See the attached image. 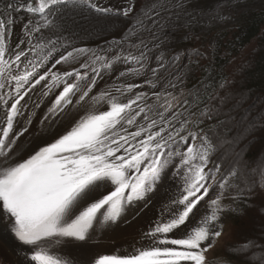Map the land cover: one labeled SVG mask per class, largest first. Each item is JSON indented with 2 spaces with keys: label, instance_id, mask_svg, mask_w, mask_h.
<instances>
[{
  "label": "snow or ice",
  "instance_id": "obj_1",
  "mask_svg": "<svg viewBox=\"0 0 264 264\" xmlns=\"http://www.w3.org/2000/svg\"><path fill=\"white\" fill-rule=\"evenodd\" d=\"M0 2V246L8 245L18 258L11 264H74L61 254L62 247L86 241L96 227L121 218L134 201L155 190L177 157L172 175L182 176L183 186L142 231L148 245L131 254H97L90 264H206V253L223 230L217 224L223 190L238 173L233 169L218 181L219 166L208 167L215 146L211 129L201 125L219 108L204 104L196 116L192 109L204 103L199 88L194 94L189 90L191 101H180L174 91H156L164 79L161 70L180 55L166 62L162 52L153 53L172 21L183 20L190 30L227 19L229 0L210 10L197 9L195 0H123L118 6L100 0ZM82 6L131 23L103 47H76L64 33L75 35L72 13ZM18 19L23 36L13 40ZM193 54L201 55L199 50ZM125 64L137 67L116 75ZM109 72L117 81L142 72H151L154 79L100 91L99 81ZM183 83L180 76L167 88L176 90ZM219 87L230 89L231 84L225 80ZM153 98L164 100L156 118L150 115L155 105L148 103ZM233 98L231 91L217 94L220 106ZM214 188L221 191L209 198ZM206 198L212 211L197 218ZM254 247L264 249L247 241L236 251ZM262 257L264 250L248 259L264 264Z\"/></svg>",
  "mask_w": 264,
  "mask_h": 264
},
{
  "label": "rangeland",
  "instance_id": "obj_2",
  "mask_svg": "<svg viewBox=\"0 0 264 264\" xmlns=\"http://www.w3.org/2000/svg\"><path fill=\"white\" fill-rule=\"evenodd\" d=\"M100 2L118 6L123 0H100ZM218 3L220 0H195V7L200 10H210ZM1 4L4 5L3 2ZM226 7L228 10L224 12V15L227 19L210 24L201 23L190 30L183 27V20L171 22L172 26L167 30V36L162 37L164 43L159 51L154 50L153 55L158 56L162 52L164 60L171 62L172 58L179 54L180 60L169 63V67L161 70L160 76L164 79L156 91H160L162 95L165 93V89L174 91L180 101L192 100L193 97L189 95V90L194 94L199 88L202 95L205 90L204 84H207L209 79L201 77V73L207 61L214 58L213 54H215L218 44L217 37L229 30L234 32L243 21L241 14L264 8V0H229V5ZM3 9L4 7L0 6V10ZM20 15L22 16L23 13ZM72 15L77 22V26H73L75 35L65 32L64 36L71 39L76 47L92 49H96L98 46L103 47L106 41L119 39L122 34L120 30L131 23L130 18H105L101 14L88 10L85 6L77 9ZM34 19L39 20V16H35ZM45 35L48 33L45 32ZM18 36H23L19 28V19L17 26L13 29L12 39L15 40ZM254 47L255 43L251 42L242 53L249 55V51H252ZM193 50H199L201 55H194ZM193 60H197L194 65L191 62ZM234 62L236 64L239 61L235 59ZM150 63L152 67L156 66L154 60L150 59ZM250 65L251 63L248 64L249 67ZM129 66L137 67L135 64L120 65L116 75L119 74V71H125ZM235 66L233 65L232 68ZM116 75H112L110 72L106 74L104 80L99 81V90L102 91L106 88L111 90L113 85L119 87L121 83L143 84L145 77L154 79L151 72L130 75L123 78L122 81H117ZM180 76L183 77L184 83L179 88L176 90L167 88L168 81L176 83L177 77ZM244 77L245 75L242 73L238 78L239 81L234 85L231 83L230 89L225 88L219 94V96H223L228 91L234 93V98L227 104L220 106L217 96L205 103L216 105L219 108L213 113V119L204 118V124L201 125L206 131L211 129L209 136L215 146L208 167L219 166L218 173H215V169H213L218 181L221 177H227L233 169L238 173L235 177L229 178L228 186L223 190L221 211L217 222L218 225L223 226V230L214 246L207 251L206 264H261V260L252 261L248 257L253 252L264 250L254 247L246 253H237L236 251L247 241L264 245V115L262 113L264 89L260 90V94L255 93L254 90L244 89L243 87H247ZM201 80L205 81L203 85L199 83ZM191 82H193V86H191ZM181 89L183 95H180ZM143 90L151 95L147 85ZM148 103L155 105L154 112L150 115L156 118L154 113L157 110H163L160 105L164 103V100L156 101L153 98L149 99ZM202 109H204V103H201L199 108H193L192 111L196 112V116H200ZM187 115L188 113L185 112L184 116ZM192 118L196 119V117ZM175 150L183 151V148L177 147ZM178 163L179 158L177 157L155 190L148 193L143 200L134 201L122 213L121 218L111 225L96 227L86 241L67 242L62 247L61 254L74 261V264H90L92 257L97 254H131L134 249L147 246L148 242L142 239V231L147 230L148 222L155 220L164 207L172 199L178 197L183 186L182 176L172 175L175 171L174 165ZM239 190H245L246 196L239 194L240 198H234L233 194ZM219 191H221L219 188H214V191L210 192L209 198H215ZM209 198L201 203L197 218L212 211V206L207 203Z\"/></svg>",
  "mask_w": 264,
  "mask_h": 264
},
{
  "label": "trees",
  "instance_id": "obj_3",
  "mask_svg": "<svg viewBox=\"0 0 264 264\" xmlns=\"http://www.w3.org/2000/svg\"><path fill=\"white\" fill-rule=\"evenodd\" d=\"M0 6L4 7L2 4ZM241 15L243 16V21L234 32L229 30V32H223L217 37L218 44L216 52L213 54L214 58L211 61H207L201 73V77H208L209 79L207 84H204V89L207 91L203 90L201 95L204 99V104L210 100L207 99L208 95L215 98L217 94L221 93L223 90L219 87L221 83L227 80L234 85V83L239 81L238 78L242 73L245 75L244 83H247V87H243L244 89L254 90L257 94H260V90L264 89V8ZM251 42L255 43L254 49L249 51V55L243 54L242 51ZM235 59L239 61L236 64L235 62L233 63ZM196 61L193 60L191 62L194 65ZM250 63L249 67L248 64ZM233 65L236 66L232 68ZM193 85V82H191V86ZM262 113L264 115V107ZM239 194L240 196H246V191H236L233 197L240 198Z\"/></svg>",
  "mask_w": 264,
  "mask_h": 264
},
{
  "label": "bare ground",
  "instance_id": "obj_4",
  "mask_svg": "<svg viewBox=\"0 0 264 264\" xmlns=\"http://www.w3.org/2000/svg\"><path fill=\"white\" fill-rule=\"evenodd\" d=\"M33 99L38 100V95L34 96ZM46 103H47V98H45L44 102L41 104V109H40L41 111L43 110ZM22 123L23 120L21 119V124ZM17 259L18 258L11 252L10 247L8 245L0 246V264H4V262H8V264H11L12 261H16Z\"/></svg>",
  "mask_w": 264,
  "mask_h": 264
}]
</instances>
